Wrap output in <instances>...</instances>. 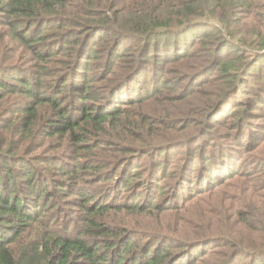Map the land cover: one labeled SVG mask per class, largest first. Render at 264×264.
Wrapping results in <instances>:
<instances>
[{
	"label": "trees",
	"instance_id": "1",
	"mask_svg": "<svg viewBox=\"0 0 264 264\" xmlns=\"http://www.w3.org/2000/svg\"><path fill=\"white\" fill-rule=\"evenodd\" d=\"M0 264H264V0H0Z\"/></svg>",
	"mask_w": 264,
	"mask_h": 264
},
{
	"label": "rangeland",
	"instance_id": "2",
	"mask_svg": "<svg viewBox=\"0 0 264 264\" xmlns=\"http://www.w3.org/2000/svg\"><path fill=\"white\" fill-rule=\"evenodd\" d=\"M229 109H231V108H229ZM228 192H230V191H228ZM238 196H239V194L240 193H236ZM239 198H240V196H239ZM216 201V198H214V200H212V201H210V202H208L207 204H206V208L207 209H210V210H214V209H212L213 207H214V202ZM233 201H235V202H239L240 203V201H236V200H233ZM249 202H246V204H248ZM245 203H240V205H244ZM254 205H256L257 207H259V205H258V201H256V203H254ZM258 228V227H257ZM211 247V246H210ZM184 258L185 257H183L181 260H180V262H183V260H184Z\"/></svg>",
	"mask_w": 264,
	"mask_h": 264
}]
</instances>
